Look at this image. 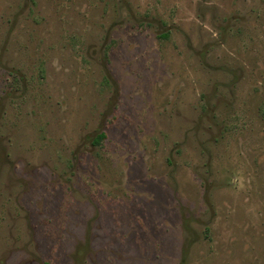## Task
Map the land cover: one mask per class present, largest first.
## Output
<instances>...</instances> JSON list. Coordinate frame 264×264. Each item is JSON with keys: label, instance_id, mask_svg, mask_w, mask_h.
Masks as SVG:
<instances>
[{"label": "rangeland", "instance_id": "rangeland-1", "mask_svg": "<svg viewBox=\"0 0 264 264\" xmlns=\"http://www.w3.org/2000/svg\"><path fill=\"white\" fill-rule=\"evenodd\" d=\"M0 264H264V0H0Z\"/></svg>", "mask_w": 264, "mask_h": 264}, {"label": "trees", "instance_id": "trees-1", "mask_svg": "<svg viewBox=\"0 0 264 264\" xmlns=\"http://www.w3.org/2000/svg\"><path fill=\"white\" fill-rule=\"evenodd\" d=\"M104 138V134H101L99 135L97 138H96V142L98 143L100 140H102Z\"/></svg>", "mask_w": 264, "mask_h": 264}]
</instances>
